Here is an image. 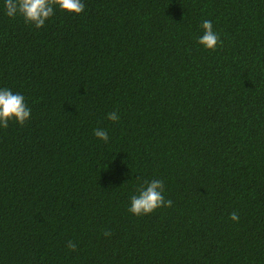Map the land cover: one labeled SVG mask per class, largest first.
<instances>
[{"label": "trees", "instance_id": "obj_1", "mask_svg": "<svg viewBox=\"0 0 264 264\" xmlns=\"http://www.w3.org/2000/svg\"><path fill=\"white\" fill-rule=\"evenodd\" d=\"M82 2L36 28L0 0L31 108L0 126V264H264V0ZM153 179L172 206L131 213Z\"/></svg>", "mask_w": 264, "mask_h": 264}, {"label": "clouds", "instance_id": "obj_2", "mask_svg": "<svg viewBox=\"0 0 264 264\" xmlns=\"http://www.w3.org/2000/svg\"><path fill=\"white\" fill-rule=\"evenodd\" d=\"M61 10L80 14L85 9L82 0H5L6 15L15 18L21 15L26 23L33 24L36 28L45 26L46 21L54 15V6ZM203 34L198 42L208 49L215 50L218 45L222 46L223 41L220 35L214 30L211 20H204L201 24ZM31 117V108L28 107L25 97L20 93H14L9 88H0V126L8 128L9 121L15 120L20 125ZM108 119L118 121L117 112H110ZM96 137L107 142L108 132L104 129H94ZM138 194L132 195L129 211L137 216L154 212L161 207H171L172 201L164 197V181L153 179L145 180L137 190ZM233 221L239 220L236 212L230 214ZM105 235H111L105 232ZM67 247L76 250L77 245L69 241Z\"/></svg>", "mask_w": 264, "mask_h": 264}]
</instances>
